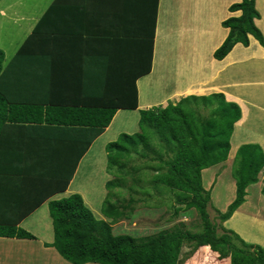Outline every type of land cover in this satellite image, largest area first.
I'll return each mask as SVG.
<instances>
[{"label":"crops","instance_id":"crops-1","mask_svg":"<svg viewBox=\"0 0 264 264\" xmlns=\"http://www.w3.org/2000/svg\"><path fill=\"white\" fill-rule=\"evenodd\" d=\"M238 2L0 0V26L4 22L11 27L0 41L4 53L0 91L9 109L0 129V226H14L34 236H0V264H73L55 247L45 246L53 241L48 202L77 193L97 219L110 222L101 212L105 183L111 178L105 145L122 132L139 130V109L164 106L191 94L222 93L240 107L226 160L200 172L210 201L222 212L227 209L236 196L231 167L237 148L256 143L264 152V0H255L259 17L253 19L263 44L249 34L247 46L237 42L222 59L213 56L229 33L222 21L241 14L229 10ZM47 9H51L49 20H43L48 32L37 31L31 43L35 48L22 50ZM148 60L149 71L136 77ZM131 83L135 108L125 107L132 104ZM114 102L123 107L96 136L93 127L61 122L75 113L82 118L81 110ZM261 188V180L249 184L244 201L223 225L245 242L264 245ZM172 192L183 195L176 189ZM162 204L164 211H172L160 231L183 229L182 218L191 209L169 201ZM240 221L250 223L261 238L244 237ZM129 234L136 243L153 235L137 228ZM176 264H230V259L218 258L208 245L184 241Z\"/></svg>","mask_w":264,"mask_h":264},{"label":"trees","instance_id":"trees-1","mask_svg":"<svg viewBox=\"0 0 264 264\" xmlns=\"http://www.w3.org/2000/svg\"><path fill=\"white\" fill-rule=\"evenodd\" d=\"M254 2L241 0L229 7L230 11L241 10V14L222 21V26L229 28V33L213 52L214 58L222 59L237 42L247 46L249 34L263 44L262 33L253 21L259 17ZM50 12L51 9H47L43 14L25 39L22 50L35 48L31 43L37 31H46L43 19L49 20ZM3 56L0 49V69ZM149 69L150 60L142 72L138 70L136 77ZM129 93L132 104L125 107L135 108L134 83H131ZM198 104L207 108V113H202ZM119 107L123 105L92 106L84 112L81 110L82 118L75 113L73 119L61 122L93 127L96 136L109 124ZM8 111L5 95L0 91V129L9 117ZM240 116L238 104L226 101L222 93L191 94L164 106L139 109V131L132 134L122 132L116 140L105 145L107 173L111 178L105 183L107 192L101 212L111 221L97 219L77 193L50 200L48 210L52 218L53 241L45 243V246L55 247L64 259L73 264H176L181 245L187 241L199 246L208 245L218 253V258L229 257L230 264H264V245L245 242L239 234L223 225L244 201L246 187L259 181L260 174L261 193L264 195V152L261 147L256 143H244L237 148L231 167L236 196L224 212L211 207L217 213L218 223L210 219V192L201 183L202 169L226 160L234 123ZM133 153L146 158V161L143 165L125 168ZM143 166L150 171L149 182L158 193H167L175 203L183 204L185 210L191 209L190 214L196 211L200 221L197 230L186 226L175 231L163 230L141 243H136L130 234L113 232V222L128 218L137 203L146 202L145 199L134 198V193L151 196L149 188L139 184L149 173L139 171ZM128 178L132 181L129 186L131 193L126 203L121 204L118 199L121 192L117 187ZM67 182L65 179L60 188L64 189ZM173 189L183 195L174 194ZM0 236L34 238L29 232L14 226H0Z\"/></svg>","mask_w":264,"mask_h":264},{"label":"rangeland","instance_id":"rangeland-1","mask_svg":"<svg viewBox=\"0 0 264 264\" xmlns=\"http://www.w3.org/2000/svg\"><path fill=\"white\" fill-rule=\"evenodd\" d=\"M17 1L24 3V4H27L30 2H34L36 0H17ZM10 28L11 27L9 25L4 24V22H2V24L0 26V41L4 37L6 31H9ZM198 107L200 108L202 113H204V114L207 113V111H208L207 108H202L203 106L200 104H198ZM137 131H139V130H137ZM137 131H135V132H137ZM135 132H133V133H135ZM129 134H132V133H129ZM235 137L237 138V136H235ZM236 138H234V144L237 141ZM145 159L146 158L141 157L140 155L133 153V154H131V158L127 160V162L125 164L126 165L125 168L143 165V163L146 161ZM139 169H140L139 171H141V172L142 171H148L149 172L147 175L143 176V179H142L141 183H139V184L142 185L143 187L149 188L151 196L148 198L145 193H140V192L133 194L134 198L145 199L146 202L137 203L136 208L134 209L133 213L128 218L120 219V220L116 221V224L113 225L115 234H120V233L129 234V231H133L134 228L143 230L145 233H148V234H155V233L159 232L161 229H163V227H161V224L167 218V215H169L172 211V210L167 211V212L164 211L165 208H163L162 203L164 201H169V202H172V204L174 206L176 205L173 198H169V196L166 195L167 193L161 194L155 190V188L149 182L150 171L147 170V168L145 166H143L142 168H139ZM259 179L260 180L262 179L261 174L259 175ZM131 182H132L131 179L128 178L124 184L117 187V189L121 192V196L118 197L121 204L126 203L128 195L131 193V190L129 189ZM216 200H218V199L216 198ZM142 207H147V208H145V210H143V212H142L139 210ZM211 207L216 208V205L213 204L212 201H210V206H208V212L210 215V219L212 221H215L218 223L219 219H218L217 213ZM247 207H249V206H247ZM250 207H252V206H250ZM195 212L192 214H189V216H187V217L182 218V220H185V222H186L185 226L188 228H191L193 230H197L199 228V223H200L199 218L197 216V213H195ZM187 213L188 212H186V214ZM133 215H134V217H133ZM243 227H245L244 230H243ZM241 228H242L241 229L242 235L244 237H246L247 239H256L257 240V239H259V236L261 238L260 233L251 230L250 223H248V222L242 223Z\"/></svg>","mask_w":264,"mask_h":264}]
</instances>
